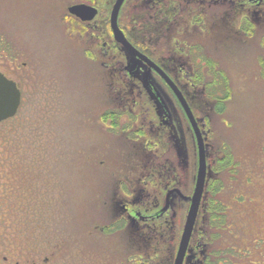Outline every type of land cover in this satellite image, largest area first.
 Wrapping results in <instances>:
<instances>
[{
	"label": "rangeland",
	"instance_id": "374dc122",
	"mask_svg": "<svg viewBox=\"0 0 264 264\" xmlns=\"http://www.w3.org/2000/svg\"><path fill=\"white\" fill-rule=\"evenodd\" d=\"M114 1L97 0V5L85 2L95 6L99 15L91 21H83L86 25L84 32L79 24L71 20L75 17L68 12V6L77 2L0 0V70L9 79L17 82L23 98L16 116L10 117V120L0 125V176L4 175L0 178V264L120 262L119 259L126 250H123L124 237L120 242L114 239L118 244L112 239L108 249L102 251L103 255L100 254L105 256L107 261H101L96 255L103 248V243L98 242L101 237L92 233L88 226V217L96 219V224H100L102 219H107V214L112 213L106 211L107 206L99 207L103 201L112 203L114 198L118 197L117 193L123 192L121 200L132 203L135 195L133 187L127 183L133 178V171L130 170L133 162H129L124 155L130 154L129 150L120 148L119 151L118 147H121L123 142L119 144L104 135L109 127L103 123L102 113L109 104L128 102L134 107L130 100L133 96L134 101L137 100L134 108L140 113L138 112L136 121L134 122L127 112L123 113L120 119L121 124L128 126L127 136H131L135 143L145 141L147 145V140L152 139L151 141L157 143L155 147H151L153 151L165 148L169 145L166 142L168 131L172 130V139H176V152L180 157L184 154V160L180 158L181 162L187 164L193 148L197 154L192 127L183 116V111L171 91L166 88L163 96L167 104L169 103L173 117L171 121H167L169 127L161 126L164 128L162 130L159 128L157 105H154L152 96H149L141 84L138 90L134 91L135 95L126 82L123 85L121 72L125 70L123 67L125 68L126 56L106 29ZM155 1L161 8L154 10L162 15L161 18H168L170 22L180 21V30L177 35H173V40L170 33L173 24L169 30L161 25L158 28L154 26V30L148 29L146 34L151 31L153 39H161L160 41L168 46L173 42L180 54H186L192 44H195L193 52L197 49L194 54L199 56L198 48H203L216 62V70H224L228 77L230 97L226 100L224 112L218 114L215 102L208 96L206 88L200 85L189 88L190 79L195 78L190 68L183 67L181 74L173 72L184 90L186 89L196 111L194 114L205 138L209 163H213L220 153L224 154L223 146L230 147L235 156L243 161L245 158L248 162H253L258 157L256 154L260 151V145L264 144V82L260 78L257 61L258 57L264 54V44L260 45L261 36L264 34L262 10L255 9L254 13L253 8L248 6L250 14L241 17L240 9H230L221 4L217 7L220 8L219 12L215 10L205 17L209 25H202L200 33L194 23L197 9L200 8L191 7L184 10L172 8L169 0ZM145 3L144 0L143 8L146 7ZM263 3H259L262 8ZM141 5L137 0L129 2L122 16L124 24L121 25L120 22L122 28H129L134 11L132 8L139 9ZM193 10L195 13L191 15ZM181 11L187 13L181 15ZM141 15L143 17V12ZM251 15L254 19L253 37L243 35L242 30L238 29L245 17L252 20ZM133 25L134 23L130 29ZM138 30L140 28L132 30L135 37L143 36L141 30ZM103 44L105 46H102ZM101 59L110 65L109 68H103ZM108 69L115 71L120 80L113 78L112 86L121 95V100L107 95ZM205 70L206 68L202 67V72ZM205 74L203 79H211L210 71ZM139 81L142 82L141 79ZM147 112L154 117L150 120L140 117L142 113ZM39 119L42 120L43 126L37 124ZM150 124L155 128H151ZM41 128L43 131L39 132ZM138 131H145V135ZM35 133L40 135L41 142L38 144ZM42 152L46 157V163H42L45 165L43 176L38 174L39 168L36 165L40 164H33L34 157L37 159ZM132 152L133 150L131 154ZM107 155L113 159L112 165L106 160ZM130 156L132 157L128 155L129 158ZM138 158L137 162L140 161ZM32 165L34 167L31 169L35 172L29 171ZM109 170L114 172L112 178L110 173L106 175ZM128 170L130 171L127 172ZM47 174L49 179L46 178ZM27 175L29 177H26ZM145 175L141 178L142 181L144 178L148 179ZM121 177L124 186L120 190L122 182L119 181L117 186L116 181ZM189 178L190 173H187L183 180L186 188L188 185L190 187V192L187 193L190 196L194 182L190 185ZM192 178L195 179V173ZM22 188L32 190L38 195L29 203L32 204V209L19 198L16 199L12 195L6 197L7 190L16 191L19 196ZM154 188L150 187L152 190H155ZM170 188L173 187L170 186L167 190ZM113 190L115 196L112 197L110 194ZM173 202L171 209L165 213L167 218L175 214L173 205L176 206L177 201ZM186 202L183 224L190 203L188 200ZM163 203L164 199L158 205V210ZM98 208L101 213L97 212ZM135 209L141 213L145 211L136 207ZM161 216L164 220L163 215ZM27 220H30L28 228L25 226ZM133 222L136 223V220L133 219ZM109 251L114 253L110 254ZM175 254L176 252L167 254L172 263Z\"/></svg>",
	"mask_w": 264,
	"mask_h": 264
},
{
	"label": "trees",
	"instance_id": "16d2710c",
	"mask_svg": "<svg viewBox=\"0 0 264 264\" xmlns=\"http://www.w3.org/2000/svg\"><path fill=\"white\" fill-rule=\"evenodd\" d=\"M130 1L131 0H125L121 7L118 17L119 26L120 22L121 25L124 24L122 16L126 12ZM74 2L98 4L97 0H71L69 3ZM137 2L142 5L139 9L132 8V10L134 9L133 17L131 19L134 23L132 29H130L133 24L132 22H129V25L127 24L129 30L120 27L134 46L159 63L163 55L167 56L176 51V45H174L173 42L169 43V46L165 43L164 45L162 41H160L161 39L158 40L157 38H152L151 31L149 34H146L145 31H148V29L153 31L154 26L158 28L159 25L165 29L167 28L166 30H169V27H172L171 25L173 24V21L170 22L168 18H166L167 20L161 18L162 15L154 10V8H161L155 0H145L146 7L144 8V0H137ZM168 2H171L170 5L173 6L172 8H184V10L185 8L189 9L191 7L200 8L197 9L194 18L196 22L205 20V17L214 13L215 10L219 12V8L217 7H220L221 4H225L230 9H235V6L243 7L244 9L242 10L241 17L249 13L247 8L251 5V2H248L247 0H169ZM262 6H264V3ZM145 8L153 9L146 10ZM228 8H225L226 11ZM140 9L143 10L141 11ZM260 10H262L261 14H264V7L260 8ZM142 12L143 17L141 15ZM185 12L186 11H181V15ZM194 13L195 11L193 10L191 15ZM134 16H137V18H134ZM71 20H73L75 24H79L81 27L80 29L86 32V25L84 22L76 18H72ZM253 21V16L251 21L248 17L242 19L241 26H239L238 29L242 30L244 33L243 35L253 37ZM138 28H140L141 31H138L142 32L143 36L135 37L132 30ZM106 29L112 34L109 21L106 23ZM178 30H180V27H175L173 24L172 30L170 31L171 40L174 38L173 35H177ZM101 36L102 35L100 34V37ZM260 42V45L263 46L264 34L261 36ZM102 46H105V44ZM194 46L195 44H192L191 48ZM188 52L190 53V50H188ZM263 55L264 54H261L257 61L260 69L259 75L264 82ZM101 60L103 61H101L103 68H109L110 65L105 62L104 59ZM208 62L211 63L213 72L211 80L206 84V92L215 102L216 112L222 114L225 109L226 100L230 97L231 92L228 85V77L224 70L220 69V71H217L215 69L216 62L213 59L209 58ZM121 70L122 69H120V71ZM107 75L108 78L106 79V83L107 89H109L107 95L110 98L117 97L121 100V95H119L117 89L112 86L113 78H117L118 81H120L119 78L116 77V72L108 69ZM121 77L123 85H125L126 82L133 92L137 91L140 87L141 83L137 78L129 79L123 72H121ZM122 83L120 84L121 86H123ZM171 94L173 95L172 92ZM130 101L135 107L137 100L134 101V96ZM152 101L155 105V101L153 99ZM189 102L195 113L196 111L193 109L190 100ZM134 107H131L128 102H126V104L124 102L123 104L113 103L109 104L102 113L103 123L109 127L107 128V131L104 132V135L114 139L119 144L120 142H123V145L118 147L119 151L120 148H125L130 152V154L124 155L127 160L129 159V162H133V166L130 169L133 171V178L127 181V183L129 182V185L133 187L132 189L135 192L133 202H123L121 200L123 198L122 196H124L123 192L117 193L118 197H115L112 203L111 201H108L107 203L103 201V204L99 205L100 208L107 206L106 211H112L111 214L106 215L107 219L104 218L100 224H96V219L88 217L89 223L88 220L87 223L92 233H96V235H100L101 237V240L98 242L103 243V248L99 250V254H96L101 258V261H103V259L106 260V257L101 256L100 254H102V251L108 249V245L112 239L116 244V241L120 242V239L124 237L123 250H126L118 263L173 264L171 258H167V254L169 252L174 254L177 250L178 240L183 226V212L185 211L187 202L178 196H175L171 200V206L174 200L177 201L176 206L173 205L175 208V214L169 218H167V214H162L164 220H162V216L153 220H140L132 215L130 210L134 209L137 211V209H135L136 207L145 210L144 213L156 212V210H158V205L161 201L163 202L164 195L170 186L179 188L185 195H187V193L189 194L190 187L188 185L186 188L183 178L185 174L190 173L192 181H190L189 178V184H193L194 179L192 176L196 173L197 154L194 152L195 150L193 148L192 154H188L190 161L188 159L187 164L181 162V160H184V154L182 153L181 157L177 154L175 149L176 139L174 141L172 139V130L168 131L169 137L167 136L168 140H166V142H168L169 145L165 148H159L153 151V148L151 147H155L157 143L151 141L152 139L147 140V145L145 141H143V143H135L136 141H134L131 136H127L126 129L128 126L120 123V119L125 112H127L126 114H128L134 122L136 121L139 116L138 112L140 113V111ZM180 110H182L181 107ZM145 114L142 113L140 117L149 120L154 117V115L152 116V114L148 112ZM182 114L185 116L184 112H182ZM158 120L159 128L164 130L161 126L167 127V124L169 123L167 122L168 120L162 121L161 119L162 122L160 121V118H158ZM36 122L34 125H36ZM37 124L43 126L42 120L39 119ZM150 125L151 128H155V126H152L153 124ZM41 131H43L42 128L39 129V132ZM138 132H140L141 135H145V131ZM35 135L38 137V139H36V143L38 144L41 142L40 135L36 133ZM131 150H133L135 154H133V152L131 154ZM222 150L224 154L220 153L211 164L207 157L208 171L204 194L189 244V252L192 253L194 257L185 260L184 264H264V144L262 143L260 145V151L256 154L258 157L253 162H248L245 158L243 161L241 158L236 157L230 147L223 146ZM128 155H132V157L130 156L129 158ZM133 155H136V157ZM105 157H107L106 160L109 164L112 165L113 159L108 155ZM137 158L140 159L139 162L136 161ZM45 160L46 157L44 152H42L37 159L35 157L33 159V164H40L36 166L39 168L38 174H41L42 176L43 171H45V165L42 163H46ZM106 164L109 165L107 162ZM32 167H34V165L29 168V171L35 172L31 169ZM108 173H110L112 178V175L114 174L113 170H109L106 175ZM93 174L96 178V171H94ZM144 175L148 179L144 178L142 181L141 178ZM26 177L29 176L27 175ZM46 178H48V174L46 175ZM121 179L122 177L116 181L117 186L119 185V181L122 182L120 188L118 187L120 190L122 186H124V181ZM150 187H155V190L150 189ZM124 188H126V186ZM21 190L22 193L19 196L16 191L9 192L7 190L6 197H11L12 195L13 197H16V199L19 198L29 209H32V204L29 203H32L33 198L36 199L38 195L34 194L32 190L24 188ZM129 191L133 192L132 190ZM110 195L113 197L114 190ZM149 198H151V200ZM145 199H147V202H145ZM149 203H152V205ZM98 211L101 213L99 208L97 209V212ZM33 213L36 214V212ZM133 219L136 220V223L133 222ZM29 224L30 220H27L25 226L28 228ZM115 238L116 241L114 240ZM114 247H117V245H114ZM109 253L112 254L114 252L109 251Z\"/></svg>",
	"mask_w": 264,
	"mask_h": 264
},
{
	"label": "water",
	"instance_id": "95a60500",
	"mask_svg": "<svg viewBox=\"0 0 264 264\" xmlns=\"http://www.w3.org/2000/svg\"><path fill=\"white\" fill-rule=\"evenodd\" d=\"M124 2L125 0L114 1L109 15V25L114 41L121 46V50L126 56L128 73L130 75L136 74L135 72L139 61H144L149 66V74L146 73L141 77L142 84L150 91L157 105L159 117L170 118V110L166 101L157 90L152 88L151 85L150 71L151 69H154L170 86L173 94L180 102L181 107L189 120L195 136L197 149V168L192 194L190 196L185 195L179 188L173 187L167 190L164 198V203L158 211L144 214L137 210L134 213V216H136L140 220H153L159 218L162 214H165L171 209V200L175 196H178L179 198L185 201L188 200L190 202L173 261V264H184L185 260H189L194 257V255L189 252V244L199 214L207 178L208 165L205 138L198 124V121L196 120L192 112V109L190 108L186 98L177 87V85L155 62H153L144 53L139 51L127 39L123 30L120 28L118 24V17ZM68 12L81 21H91L98 15L99 11L93 5L86 3H75L68 6ZM20 102L21 92L16 82L6 77L0 71V121L13 117L17 112Z\"/></svg>",
	"mask_w": 264,
	"mask_h": 264
},
{
	"label": "flooded vegetation",
	"instance_id": "af4514ba",
	"mask_svg": "<svg viewBox=\"0 0 264 264\" xmlns=\"http://www.w3.org/2000/svg\"><path fill=\"white\" fill-rule=\"evenodd\" d=\"M248 2H251V5L249 7H252L253 10H254V13H255V9H260L262 8L259 3L261 2H264V0H247ZM234 8H238L240 9V11L242 12V10L244 9L243 7L241 6H235ZM220 9V8H219ZM250 8H247V10H249ZM226 10V9H225ZM71 15V14H70ZM73 17H75L74 15H71ZM77 18V17H75ZM180 22V21H179ZM179 22H174L173 21V24L175 27H180L179 25ZM196 25L195 28L197 29H200V33L202 32V25H204V27H207L209 25V23L207 24V21L206 19L201 21V22H194ZM119 24V23H118ZM203 27V28H204ZM121 28V27H120ZM122 29V28H121ZM124 32V31H123ZM181 34V32H179ZM125 34V32H124ZM126 35V34H125ZM127 37V35H126ZM127 39L129 40V38L127 37ZM130 41V40H129ZM131 42V41H130ZM132 43V42H131ZM118 44V43H117ZM175 45V44H174ZM196 46V45H195ZM195 46L193 48H190V53L187 52L186 54L181 52L182 54H180L179 50H177V46H176V51L175 52H172V54H168L167 56H162V58L160 59L159 63L156 62L153 58H151L149 55H147L145 52H143L142 50L138 49L136 46V48L141 51L142 53H144L146 56H148L153 62H155L169 77L170 79H172V81L177 85V87L180 89V91L183 93L184 97L186 98L189 106H190V102H189V98L187 96V91L186 89L184 90L183 86L180 84L179 82V79L177 78L176 75H174V73L176 74H181L183 72V67H188L190 68V72L192 73L193 76H195V78L193 79H190V87L189 88H193V86L197 87V86H202L204 88H206V84L211 80V79H208V81L206 79H203L206 77V74L205 72L207 71H210L211 74H212V66H211V63L208 62L209 58H211L209 55H207V53H205L203 50V48H198V50H200V55L199 56H196L194 53L196 52L197 49L194 50L193 52V49L195 48ZM121 47V46H120ZM212 59V58H211ZM216 67H217V64H215ZM202 67L206 68V70L204 72H202ZM124 74L127 78H137V79H141L142 76H144L146 73H148V70H149V66L144 62V61H139L138 62V65H137V68H136V74L135 75H130L128 73V69H127V59L125 58V68H124ZM172 69V71H171ZM208 69V70H207ZM216 69V68H215ZM194 70V71H193ZM1 71V70H0ZM2 72V71H1ZM174 72V73H173ZM194 72V73H193ZM3 73V72H2ZM5 75V73H3ZM149 74V73H148ZM209 74V73H208ZM6 76V75H5ZM7 77V76H6ZM212 77V76H211ZM139 79V80H140ZM150 81H151V85H152V88L157 90L161 96L163 97L164 99V96H163V93L166 91V88L172 92V89L170 88V86L166 83V81L154 70V69H151L150 71ZM16 82V81H15ZM198 83V84H197ZM17 84V82H16ZM142 84V82H141ZM18 86V84H17ZM142 87L145 89V91L149 94V96H152L150 91L142 84ZM18 88L20 89V87L18 86ZM131 89V87H129ZM20 92H21V89H20ZM173 93V92H172ZM174 95V94H173ZM175 99L177 100V103L178 105L181 107V104L180 102L178 101V99L176 98V96L174 95ZM153 99V97H152ZM23 98H22V92H21V102H22ZM154 100V99H153ZM165 100V99H164ZM166 101V100H165ZM167 103V102H166ZM169 104V103H168ZM167 104V105H168ZM21 105V104H20ZM156 106V104H155ZM19 108H21V106H19ZM169 108V107H168ZM191 108V106H190ZM182 109V107H181ZM192 109V108H191ZM19 110V109H18ZM170 110V118H164V117H159L158 115V110H157V116L158 118H160V121L162 119L165 120H170L172 119L173 117V114L171 113V109ZM183 111V109H182ZM184 112V111H183ZM193 112V110H192ZM18 112H16L17 114ZM16 114L13 116L15 117ZM185 114V113H184ZM194 114V112H193ZM186 116V115H185ZM195 116V114H194ZM12 117V118H13ZM187 118V117H186ZM196 118V116H195ZM11 118L9 119H4V120H1L0 121V125L5 123L6 121L10 120ZM188 120V118H187ZM197 120V118H196ZM161 121V122H162ZM189 121V120H188ZM192 129V128H191ZM193 131V130H192ZM194 134V133H193ZM196 174V173H195ZM4 176L1 175L0 178H3ZM195 181V179H194ZM135 210L132 209L130 210V213L132 215H134V212ZM31 264H38L37 262H32Z\"/></svg>",
	"mask_w": 264,
	"mask_h": 264
}]
</instances>
